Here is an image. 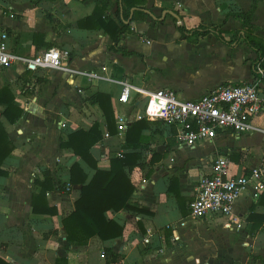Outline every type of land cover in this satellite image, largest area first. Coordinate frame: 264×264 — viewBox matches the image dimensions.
<instances>
[{"label": "crops", "instance_id": "1", "mask_svg": "<svg viewBox=\"0 0 264 264\" xmlns=\"http://www.w3.org/2000/svg\"><path fill=\"white\" fill-rule=\"evenodd\" d=\"M253 1L144 0L141 10L133 7L127 22L132 8L125 18L121 1L109 0L105 15L118 26L120 21L129 25L116 44L128 52L123 54L110 49L113 41L102 29L77 25L92 14L97 0H0V28L11 52L29 57L57 47L69 54L66 69L31 71L21 62L0 69V89L7 88L21 109L18 120L10 123L1 114L7 104L0 103V122L13 143L0 163L5 172L0 176V258L9 264H264V190L257 197L243 190L230 217L223 219H194L187 205L218 155L228 157L235 175L259 167L264 176V109L253 117L250 132L228 131L193 146L179 143L173 126L142 116L144 92L171 88L182 99H196L226 82L255 81L251 62L257 55L241 38L234 40L241 20L228 15L247 11ZM165 9L174 11L179 22L146 12L160 17ZM250 22L254 37L264 44V0H257ZM178 24L186 29L218 26L225 40L234 41L223 43L212 33L184 38ZM124 81L133 86L130 103L118 101ZM257 81L264 98V84ZM94 92L110 98L112 134L98 104L89 100ZM120 113L129 119L127 128L146 120L133 142L126 141L127 128L123 135L117 133L115 116ZM94 122L102 138L90 153L99 169L108 170L110 159L121 153L140 154L142 167L131 172L134 190L127 201L140 211H107V218L123 225L122 235L105 241L92 236L86 245L76 246L67 242L61 224L80 190V184H69V170L78 162L86 181L94 170L61 143L69 132L88 130ZM45 170L54 188L46 192L44 208L54 207L52 215L34 213L31 206L41 189L36 181L43 180ZM170 186L178 190L179 202L167 193ZM104 248L120 260L106 262Z\"/></svg>", "mask_w": 264, "mask_h": 264}, {"label": "trees", "instance_id": "2", "mask_svg": "<svg viewBox=\"0 0 264 264\" xmlns=\"http://www.w3.org/2000/svg\"><path fill=\"white\" fill-rule=\"evenodd\" d=\"M84 1V0H80ZM122 4L123 17H127L129 11L133 7L140 8L144 0H120ZM97 7L92 14L77 22V25L83 28H98L109 34L113 41L110 49L128 53L123 48L117 47V42L121 36L129 31V25L120 21L118 26L105 13L108 10L109 0H97ZM257 0H254L247 11H240L228 15L241 20V29L235 31L234 40L240 38L244 43L253 49L256 53V59L251 62L252 74L254 80H262L264 84V67L262 66V58L264 56V44L254 37L253 32L255 26L250 22V16L256 8ZM116 16L119 14V6H117ZM226 15V16H228ZM177 29L181 37L188 38L189 35L204 36L212 33L218 40L223 43L231 44L233 41H227L222 36V31L218 26H206L199 24L195 28L186 29L182 24L177 25ZM48 49V48H47ZM260 65V66H259ZM257 66L261 67L263 74L257 73ZM89 100L92 103H97L106 120V129L112 134L111 130L114 126L113 113L108 95L100 92H94ZM0 103H6L7 107L1 113L10 123H14L21 115V109L13 103V96L7 88L0 89ZM146 125V120L141 119L135 121L127 128L126 141L133 142L135 132L140 134V130ZM138 137V134L136 135ZM102 138L99 130L98 122H94L88 130L76 129L68 134L66 142L61 143L62 146L69 147L73 153L85 162L91 169L94 170L88 181L87 174L84 172L78 162H74L69 170V184H80L79 196L74 201V209L71 213L62 218L61 224L65 231V238L68 243L76 246L86 245L89 238L97 236L101 240H111L120 237L123 232V225L117 221V218H107L106 212H119L121 210L139 209L131 207L127 201L130 198L134 186L131 182V172L135 166H141L138 162L140 154L137 152L121 153L117 157L110 159V168L102 170L97 167L96 159L91 155L90 148ZM139 138V137H138ZM13 149V143L8 139L0 122V163L5 156ZM142 167V166H141ZM5 172L0 170V176ZM173 181V180H172ZM171 181V182H172ZM41 189L37 195L32 196L31 206L34 213L54 214L56 212L53 207H45L46 192L54 188L52 175L49 170L43 173V180L36 181ZM173 183V182H172ZM60 190L64 193L68 192L65 183H60ZM168 194H173L177 201L180 200L178 190L173 191L171 186L167 189ZM181 210V205H179ZM104 257L106 262H116L121 256L113 253L110 249L104 248ZM0 264H9L4 259L0 258Z\"/></svg>", "mask_w": 264, "mask_h": 264}, {"label": "built area", "instance_id": "3", "mask_svg": "<svg viewBox=\"0 0 264 264\" xmlns=\"http://www.w3.org/2000/svg\"><path fill=\"white\" fill-rule=\"evenodd\" d=\"M69 54L66 50L50 47L29 57H18L10 51L8 35L0 28V69L21 62L31 71L66 69ZM257 73L263 70L257 67ZM133 86L122 83L118 101L130 103ZM259 81L226 82L210 89L196 99H182L171 88L144 92L142 116L175 128L179 143L193 146L210 142L218 135L231 131L245 133L252 130V119L264 109ZM129 124L124 114L115 116L118 135H123ZM264 133V130H263ZM228 157L218 155L211 161L210 172L198 180L193 198L187 203L194 219L212 217L214 220L230 217L232 205L243 190L249 189L254 197L264 190V176L259 167L235 175Z\"/></svg>", "mask_w": 264, "mask_h": 264}, {"label": "water", "instance_id": "4", "mask_svg": "<svg viewBox=\"0 0 264 264\" xmlns=\"http://www.w3.org/2000/svg\"><path fill=\"white\" fill-rule=\"evenodd\" d=\"M133 10H134V8L131 9V11H130V12H131V13H130V17L128 18L127 22L130 21V18H131V15H132ZM146 12H147L151 17H153L154 19L163 20L164 17H165L166 15H170V16L176 18L177 21L179 22V17H178V15H177L174 11H172V10H167V9L163 10L162 13H161V16H160V17H155V16H153L152 13H150L149 11H146Z\"/></svg>", "mask_w": 264, "mask_h": 264}, {"label": "rangeland", "instance_id": "5", "mask_svg": "<svg viewBox=\"0 0 264 264\" xmlns=\"http://www.w3.org/2000/svg\"><path fill=\"white\" fill-rule=\"evenodd\" d=\"M143 102H145V99L143 100Z\"/></svg>", "mask_w": 264, "mask_h": 264}]
</instances>
